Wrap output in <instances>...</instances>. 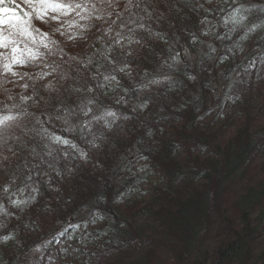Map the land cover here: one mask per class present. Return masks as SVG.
<instances>
[{"label":"trees","instance_id":"trees-1","mask_svg":"<svg viewBox=\"0 0 264 264\" xmlns=\"http://www.w3.org/2000/svg\"><path fill=\"white\" fill-rule=\"evenodd\" d=\"M57 2L0 50V264H264V0Z\"/></svg>","mask_w":264,"mask_h":264},{"label":"snow or ice","instance_id":"snow-or-ice-1","mask_svg":"<svg viewBox=\"0 0 264 264\" xmlns=\"http://www.w3.org/2000/svg\"><path fill=\"white\" fill-rule=\"evenodd\" d=\"M28 4V7L31 8L33 11L31 13L25 12L24 16H27L28 19H24L22 16H17L16 8L14 4H9V6H5L9 3V0H0V48L3 49H10L12 54V64H20L23 65L26 62V59H35L38 55H41L39 51H33L30 49L25 43V40H31L33 43L36 42V37L34 33L39 32L42 36L41 43H43V38L47 37V33L41 32V30L36 29L32 23L33 16L35 19H39L44 23H47L48 19L52 20H59V15H51V13H59L60 15H66L68 12H71L77 8H81V5L76 3H62L57 2V0H25ZM243 19V17H241ZM234 22L236 18L233 17ZM59 31V29H57ZM63 35V32H61ZM23 38V39H22ZM70 39L72 37H69ZM141 38H133L131 34L128 36L121 35L119 32L116 34V38L112 41L114 45L118 46H125V45H132V44H139ZM24 43V47L20 48L19 45ZM44 47H48L47 43H44ZM27 53V56H25ZM0 56H5V53H0ZM110 63L113 61L110 60ZM12 64H4L3 69L5 71H10ZM127 67V62H125V67H121L118 71L123 72ZM16 73H13L15 75ZM46 75V73H45ZM95 79V77H93ZM105 81L116 80L115 75L105 76ZM160 81L153 80L152 83H159ZM91 91V89H89ZM89 104L92 102L89 101ZM84 107H87L85 105ZM83 111V108H81ZM91 112V108H88L84 115H88ZM105 115L115 117V113L107 112ZM75 116V113L72 111H67L66 115L58 116L57 119H63L65 123H68L69 120ZM16 117L12 115H4L0 117V126L7 127L9 121L15 120ZM93 119H103V116L96 117L93 116ZM107 124V121H106ZM111 127L110 124L107 125ZM51 139L58 143V144H65L70 145L72 148H76V145L72 143L71 140L63 139L60 136L53 135ZM7 147L8 150H11V145L8 143V137L3 133L0 132V148ZM67 155V153H65ZM82 157L86 158V153H81ZM2 159L7 160V156H3ZM5 191H8V188L5 187ZM13 203H19L17 201H13ZM4 239H9V237H4Z\"/></svg>","mask_w":264,"mask_h":264},{"label":"rangeland","instance_id":"rangeland-1","mask_svg":"<svg viewBox=\"0 0 264 264\" xmlns=\"http://www.w3.org/2000/svg\"><path fill=\"white\" fill-rule=\"evenodd\" d=\"M20 2H21V7L22 8H19L17 11H19L20 12V14H19V16H21V12H22V15L24 16V14H23V11H25L26 12V10L28 9V4L25 2V0H20ZM24 12V13H25ZM24 19H28V17L27 16H25V18ZM33 21V24H34V21L35 20H32ZM0 50H3L5 53H9V52H11V50L10 49H3V48H0ZM1 52V51H0ZM11 64H12V62H11ZM25 66V64H23V65H20V64H12V67L11 68H15V70H17V71H19L20 70V68L19 67H24ZM260 167L261 166H259V167H257V170L258 169H260ZM154 180H153V177L152 176H150L149 178H148V182H149V185L147 184L145 187H143V188H147V187H149L150 186V184L153 182ZM18 195H16L15 193L12 195V196H9L8 198H6V199H4V201H1L0 202V207H2L3 209L2 210H4V212H15L16 210H18L19 208H20V205H21V202H22V200H20V199H18V197H17ZM13 201H17V202H19V203H13ZM2 212H0V219H2V214H1ZM4 215V214H3ZM65 247L67 248L65 251H68V252H76L77 250L75 249V247H72L71 245H70V242H67V244L65 245ZM30 252V256H32V255H34L36 252H37V248H33L31 251H29Z\"/></svg>","mask_w":264,"mask_h":264}]
</instances>
